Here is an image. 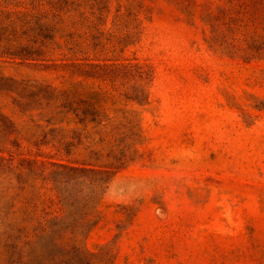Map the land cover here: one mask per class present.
<instances>
[{"label": "rangeland", "instance_id": "374dc122", "mask_svg": "<svg viewBox=\"0 0 264 264\" xmlns=\"http://www.w3.org/2000/svg\"><path fill=\"white\" fill-rule=\"evenodd\" d=\"M0 264H264V0H0Z\"/></svg>", "mask_w": 264, "mask_h": 264}]
</instances>
